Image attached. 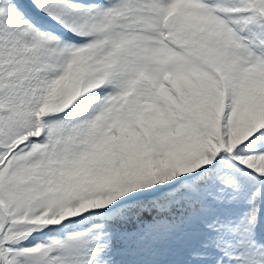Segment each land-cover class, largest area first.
Instances as JSON below:
<instances>
[{
  "label": "snow or ice",
  "instance_id": "1",
  "mask_svg": "<svg viewBox=\"0 0 264 264\" xmlns=\"http://www.w3.org/2000/svg\"><path fill=\"white\" fill-rule=\"evenodd\" d=\"M0 264H264V0H0Z\"/></svg>",
  "mask_w": 264,
  "mask_h": 264
}]
</instances>
